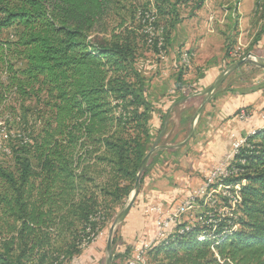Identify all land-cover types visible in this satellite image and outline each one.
Here are the masks:
<instances>
[{"label": "trees", "instance_id": "trees-1", "mask_svg": "<svg viewBox=\"0 0 264 264\" xmlns=\"http://www.w3.org/2000/svg\"><path fill=\"white\" fill-rule=\"evenodd\" d=\"M205 2L0 0V153L13 161L0 162V264H70L126 205L155 113L137 60L145 45L167 54L182 8ZM263 12L255 0L252 15ZM254 131L238 172L214 184L239 189L232 215L208 208L214 230L174 226L145 264H264V127Z\"/></svg>", "mask_w": 264, "mask_h": 264}, {"label": "rangeland", "instance_id": "rangeland-1", "mask_svg": "<svg viewBox=\"0 0 264 264\" xmlns=\"http://www.w3.org/2000/svg\"><path fill=\"white\" fill-rule=\"evenodd\" d=\"M254 2L255 0H206L204 6L198 11H193L191 7L186 6L182 8L181 16L183 17V20L177 26L176 31L173 33V39L171 45L168 48L167 54L159 55L151 50L148 46L145 45L143 47L141 56H139L136 65L142 75H144V77L146 78L148 85L147 95L153 102L155 107V113L153 115L154 118L155 114L157 115L156 122H154L152 119L153 139L149 148L153 146L162 130L164 118L169 109L170 100H177L183 96L189 97L187 100L188 102H182L183 104L181 103V106L176 107L174 110H172L170 121L168 122L166 127L165 135L160 139L158 146H175L176 144H179L180 142L186 140L192 127V125L190 124L192 116L195 115L199 107L205 103V100L207 98L206 95L190 97L192 94L200 93L205 89L204 87H202L201 89V85L198 84V78L202 76L203 71L207 70L210 66L217 64L221 65L222 73L227 67L232 64H230V62L238 61L250 52L264 58V51L255 49L254 45L252 44L257 33L260 31L261 27L264 26V12L258 14L257 16L252 15ZM114 28L115 25L113 23H110L109 30L111 31ZM199 40H206L209 48V54L213 53V57H207L206 54H198V50L195 48V42H198ZM227 45L230 47L231 52L236 51V56H239L237 57V59L232 56L228 57L226 55L228 49ZM185 55H191V64L189 66H185L181 63V59H184ZM198 55H200V57H198ZM261 68L262 67H259L255 63H246V65H244V68L239 71V75L237 77L231 75V73L226 78L223 84L219 87V91L215 95V99L211 101L212 103L208 106L204 105V107H207V109L205 110L204 115L201 117V120L198 121V123L195 125L200 134H198V140L194 142L193 146L200 144L199 148H204L208 144L205 143V141L207 140L206 135H208L209 130H211V123L213 122L212 120H214V118L219 113L216 105L217 103H215L214 101L217 98L220 99L224 97V95L233 91H247L251 90L254 87L258 88V86H262L264 84V69ZM235 71H237V69ZM179 74H181L183 77V80L181 81V85L183 87L181 89H178L179 84L177 83V76ZM256 80H258V82L260 81L261 83L252 85L257 82ZM244 86L250 87L248 88ZM185 114H189L191 116L186 117L185 122L183 123L182 116ZM202 131L205 132V135H202ZM253 134H255V132H252L251 135ZM192 148L187 149V151H178V153H175L174 155H171L172 153L170 151H167L170 155H166L164 153L161 157L160 153L163 151L162 150L159 153L160 155H156V160L158 159V157H161L160 161L162 162V164H164L165 162H168L169 164L173 163L171 172L168 170L164 171L166 172L165 176L177 175L178 179L183 176V171L180 170L179 172L181 165H179V162L177 163V160H179V158L182 157L184 153H187L189 156L191 155V160L193 161H201L203 159L202 156L198 157L195 149ZM224 156H222V158H224ZM222 158H220V160L216 164H218L222 160ZM0 162L7 167L13 166V161H11V159L7 156L3 155V153H0ZM215 165L205 172L204 181L206 175L212 168L215 167ZM156 166L157 164L154 165V162H152L148 167L149 175L147 174L148 177L145 178V185L143 187V189L146 191L148 190L147 188L149 186V184L147 183L152 182L149 176L156 175L158 173ZM183 173L184 176H188L193 179L202 178V172H199L197 170L190 169L187 170V172L184 171ZM170 178H173L172 181H169L172 184L173 181H175V177L172 176ZM199 187L194 188L189 195L193 194V192ZM152 188L154 187L152 186ZM223 189L225 188H222L220 185L211 186L207 191L208 194H202L201 203H205L207 205L206 207L208 208L215 209L217 214L222 212L225 213L226 210L222 207L225 204V201H223L221 197H217L218 202L216 204H213V195L220 194L221 192H223ZM184 192L186 191H178L177 194L180 197ZM128 202L129 199L127 203ZM125 206L126 205L117 207L116 214L112 219V222L117 214ZM187 208L191 210L188 212V216L182 218L183 222L191 220L194 216L204 212L205 210V207L202 206V204L200 207L194 208V201H191L189 207ZM208 215H212L210 211L208 212ZM111 224L108 225L100 233V236H102L105 245H107ZM190 225L191 224H188L186 226L188 227V229L186 230H189ZM144 227V230H142V232H140L139 234L138 232H136V236L133 239L132 243L128 240L130 238H133V236L130 238L128 237L129 239L126 238V240L123 239L121 235V224L117 227L114 233V237L116 236V243L113 245V250L117 255L115 264H125L127 260L133 258L134 249L136 248V246L134 247V245L138 240H146L147 242H151L148 246V250L157 241H155V231L154 233H152L151 224L149 222L148 224L145 223ZM179 232L183 233L181 232V229L179 230ZM91 237H93V235ZM83 246L86 247V242L83 243ZM87 249H89V247H87ZM147 252L144 255L145 261H141L140 263L145 264L146 262L154 261L152 255L148 256ZM107 258L108 253L105 248L102 264H106ZM162 258V255H160L159 259ZM80 262V260L77 261L76 259H74L70 261V264H79ZM85 264H92L89 257H86Z\"/></svg>", "mask_w": 264, "mask_h": 264}, {"label": "crops", "instance_id": "crops-1", "mask_svg": "<svg viewBox=\"0 0 264 264\" xmlns=\"http://www.w3.org/2000/svg\"><path fill=\"white\" fill-rule=\"evenodd\" d=\"M195 48L198 50V54L200 55L206 54L207 57L214 56L213 53L209 54V48L206 40H199L198 42L196 41ZM254 48L257 50L264 51V32L261 35L259 41L254 45ZM200 55H198V57H200ZM244 65L240 66L237 69V71H235L234 73L232 72L231 75L237 77L239 75L238 74L239 71H241L244 68ZM220 74H221V65H217V64L212 65L207 70L203 71L202 76L198 78V84L201 85V89L202 87H204L205 89L209 87L218 78ZM256 81L257 82L252 85L261 83L260 81L258 82V80ZM244 87L249 88L250 86H244ZM218 89L212 94L210 98L208 97L206 98L205 103L202 104L195 113V115L192 116V119L190 121L192 127L190 129V133L188 137L190 136V134L191 136L185 144L181 146H178V144H176L175 146L172 145L164 146V147L158 146V148L152 154L151 158L148 161V164H151L152 162H154V165L157 164L156 169L158 170V173L156 175L149 176L152 182L147 183L149 184L147 188L148 192L143 189L145 185V179H144V182L140 188V192L138 193L139 196L137 195L133 208L131 209L130 213L121 224V235L123 239L126 240V238L129 239L130 237L133 236V238H130L128 240L129 242L132 243L133 239L136 236V232H138V234L142 232V230H144L145 228L144 224L145 223L148 224V222L152 226L151 228L152 233H154L155 215L149 211V207L151 205H162L167 210L169 209L173 210L191 193V191L194 188H197L203 184L205 172L211 167H213L220 160V158L224 156V154L226 155L230 151L231 144L233 141V134H235L237 137H244V136L247 137L251 135L252 132H255L254 131L255 129L264 127V119H263L264 84H263L262 86H258V88L254 87L251 90H247V91L245 90L233 91L224 95V97L220 99L217 98L214 102L217 103L216 105H217V109L219 110V113L214 118V120H212L213 122L211 123V130H209L208 135H206L207 140L205 141V143L208 144L204 148L202 147L199 148L200 144L193 146L194 142L198 140L197 139L198 134H200L198 132L199 130L195 127V125L198 123V121L201 120V117L204 115V112L207 109V107H204V105L208 106L209 104L212 103L211 101L215 99V95L219 91ZM191 97H195V96H191ZM187 100H183V98H179L177 100H170L169 109L167 111V112L170 111V116L172 110H174L176 107L181 106L183 104L182 102L187 103L188 102ZM201 107L202 109L199 115H197ZM241 108H249V110L252 111V115L246 123L240 122L239 119L237 118V112ZM190 116L191 115L189 114L183 115L182 122L184 123L185 118ZM156 119H157V115L155 114V118L153 116V121L156 122ZM192 128L193 131L191 133ZM201 133H203L202 135H205V132L202 131ZM192 147L195 149L196 153L198 154V157L202 156L203 159L201 158L202 159L201 161L199 160L193 161L191 160L192 157L191 155L189 156L187 153H184V155L180 157L179 160H177V163L179 162V165H181L179 172L180 170H182L183 172L184 171L187 172V170L190 169L197 170L199 172H202V178L193 179L188 176H184V173L181 171L184 177L182 176L183 178L181 177L180 179H178L177 175H172L175 177V181H173V183L171 184L169 181H172L173 178H170L172 176H168V175L165 176L166 172L164 171L168 170L171 172L173 163L169 164L168 162H165L164 164H162V162L160 161L161 157L163 156L164 153L166 155H170L167 151H170L172 153L171 155H174L175 153H178V151L179 152H182L184 150L187 151V149H191ZM160 151L162 152L160 153ZM156 155L157 156L160 155L161 157H158V159L156 160L155 158ZM148 175L146 177H148ZM152 186L154 188H152ZM178 191H186L180 196L182 199L178 196L177 194ZM139 241L140 240H138L135 243L134 247L138 244ZM92 244L89 246V249L86 248L85 251H83L79 256L74 258L77 261L79 260L81 261L79 264H85L86 257L90 258L92 264H102V261L104 259V250L106 248L102 236H99L97 240Z\"/></svg>", "mask_w": 264, "mask_h": 264}, {"label": "built area", "instance_id": "built-area-1", "mask_svg": "<svg viewBox=\"0 0 264 264\" xmlns=\"http://www.w3.org/2000/svg\"><path fill=\"white\" fill-rule=\"evenodd\" d=\"M164 55V54H162ZM190 56L185 55V59H181V63L185 66H189L190 63ZM231 56H236V51L231 52ZM252 115V111L249 108H241L237 113V118L240 122L246 123ZM264 119V116H263ZM2 131L0 133V137L6 138L5 133ZM246 144V136L244 137H237L233 134V141L231 144L230 151L222 158V160L215 165L214 168L210 170V172L206 175L205 181L203 182L200 187L193 192V194L189 195L184 201H182L179 205H177L173 210H167L162 205H151L149 207V211L155 215V241L156 240H163L166 238L167 232L169 229L173 228L178 224L184 223L185 226L188 224H203V225H213V230L216 228V220L215 215H208V207H205L204 212L194 216L191 220L187 222H183L182 218L188 216V212L191 209H185V201H194V208L201 206L202 194L203 189H209V187L214 185L215 181H223L224 175H235V170H238L233 162L239 153L241 147ZM6 150V149H5ZM238 190L239 189H232V190H225L218 195H213V204L218 202L217 197H221L222 200L227 199L228 203L231 207H227L223 205L222 207L225 208V213H219L218 215L225 216V215H232V210L236 208V205L240 203V198H238ZM97 239L92 240L94 243ZM89 239L85 238L84 242H86V248L89 247L88 243ZM154 241V242H155ZM151 242H147L146 240H140L134 249V255L132 259L127 260L125 264H139L141 261H145L144 255L148 251V246Z\"/></svg>", "mask_w": 264, "mask_h": 264}, {"label": "water", "instance_id": "water-1", "mask_svg": "<svg viewBox=\"0 0 264 264\" xmlns=\"http://www.w3.org/2000/svg\"><path fill=\"white\" fill-rule=\"evenodd\" d=\"M246 63H255L256 65H258L259 67L264 68V58L257 56L253 53H248L245 57H243L242 59L235 61L234 63H232L229 67H227L219 76L218 78L206 89H204L202 92L200 93H196V94H192L191 96H198V95H206L208 98H210L212 96V94L223 84V82L226 80V78L232 73L234 72L236 69H238L240 66L246 64ZM190 96V97H191ZM189 97H185L183 98V100H187ZM202 107L200 108V110L198 111V114L200 113ZM170 118V111L167 112V114L165 115V120H164V124L162 127V130L158 136V138L156 139V141L154 142L153 146L151 147V149L149 150V152L147 153V155L144 157V159L142 160L140 167H139V172L137 175V180L135 183V188L133 190V192L130 195L129 198V202L126 204V206L117 214V216L115 217V219L113 220L110 229H109V234H108V240H107V245H106V250L108 253V258H107V262L106 264H112L113 263V237H114V233L117 229V227L123 223V221L126 219L127 215L129 214V212L131 211L137 195L139 193L140 190V180H141V176L148 164L149 159L151 158L152 154L155 152V150L158 148V143L160 141V139L162 138V136L165 134L166 131V127L168 124ZM193 131V128L191 130V133ZM191 136V134H190ZM190 136L182 143L178 144V146H181L183 144H185L187 142V140L190 138Z\"/></svg>", "mask_w": 264, "mask_h": 264}, {"label": "bare ground", "instance_id": "bare-ground-1", "mask_svg": "<svg viewBox=\"0 0 264 264\" xmlns=\"http://www.w3.org/2000/svg\"><path fill=\"white\" fill-rule=\"evenodd\" d=\"M184 59H185V56H184ZM238 172V170H235V174ZM229 176H231V175H224L223 176V178H226V177H229ZM217 181H215L214 182V184L216 183ZM210 188V187H209ZM225 190H231V189H227V188H225V189H223V192L225 191ZM207 191H208V189H203V195H205L206 193H207ZM208 194V193H207ZM190 203H191V201H185V209L187 208V207H189V205H190ZM188 209V208H187ZM186 229H188V227H186V228H184V229H181V232H184Z\"/></svg>", "mask_w": 264, "mask_h": 264}]
</instances>
